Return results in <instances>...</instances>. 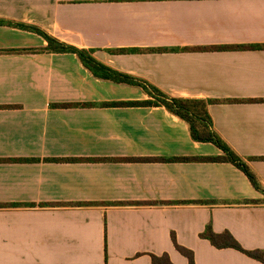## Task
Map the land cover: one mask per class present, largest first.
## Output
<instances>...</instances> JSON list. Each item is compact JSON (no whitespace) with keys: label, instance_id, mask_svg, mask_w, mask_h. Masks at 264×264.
<instances>
[{"label":"crops","instance_id":"obj_1","mask_svg":"<svg viewBox=\"0 0 264 264\" xmlns=\"http://www.w3.org/2000/svg\"><path fill=\"white\" fill-rule=\"evenodd\" d=\"M36 27L172 97L215 100L264 188V0H0V264H263L264 194L135 85L45 50ZM125 50L126 52H121ZM67 104L69 107L61 105Z\"/></svg>","mask_w":264,"mask_h":264},{"label":"trees","instance_id":"obj_2","mask_svg":"<svg viewBox=\"0 0 264 264\" xmlns=\"http://www.w3.org/2000/svg\"><path fill=\"white\" fill-rule=\"evenodd\" d=\"M28 29L35 31L47 41L45 50L55 53H74L80 58L83 65L96 77L118 83L139 86L149 96V99L146 101L119 103V105H137L144 107L163 106L189 125L190 134L194 141L201 143H213L224 153L223 156L218 157L174 158L171 159V161L231 163L244 172L256 190L264 194V188L262 187L258 175L250 168L247 161L241 158L214 130L208 106L210 103L217 101L199 98L172 97L146 81L137 80L132 76L119 73L118 71L100 63L94 57L95 51L92 49L78 48L76 46L60 42L56 38L36 27H28ZM121 52L126 51L123 50ZM61 106L69 107L70 105L63 104ZM201 237L210 241L211 244L218 249L233 248L264 264V250H245L229 232L217 234L213 231L212 226L208 225L205 231L201 234ZM174 242L177 250L188 259L189 264H195L194 253L191 250L178 245L175 239ZM152 259L153 264H172L169 256L166 254L162 257L153 256Z\"/></svg>","mask_w":264,"mask_h":264}]
</instances>
